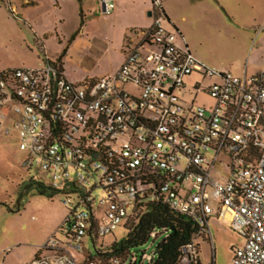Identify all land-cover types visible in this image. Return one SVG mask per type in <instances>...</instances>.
<instances>
[{"label": "built area", "instance_id": "built-area-1", "mask_svg": "<svg viewBox=\"0 0 264 264\" xmlns=\"http://www.w3.org/2000/svg\"><path fill=\"white\" fill-rule=\"evenodd\" d=\"M97 1L102 16L112 14L113 0ZM165 1L148 0L150 23L123 44L112 73L70 81L44 50L35 68L0 71V132L14 137L20 168L45 175L68 212L64 239L52 236L30 264H96L86 244L95 251L116 230L124 236L150 203L198 228L182 263L212 242L216 220L242 240L229 264H264V68L235 76L196 60ZM190 75L200 78L192 94L210 104L183 98Z\"/></svg>", "mask_w": 264, "mask_h": 264}, {"label": "rangeland", "instance_id": "rangeland-1", "mask_svg": "<svg viewBox=\"0 0 264 264\" xmlns=\"http://www.w3.org/2000/svg\"><path fill=\"white\" fill-rule=\"evenodd\" d=\"M37 1V7L27 8L24 15L19 10L20 0H0V71L37 67L45 47L48 54L60 55L63 45L60 47L53 33L44 42L42 38H36L32 31L33 28L37 31L39 28L52 30L57 18L62 17L63 26L58 31L64 36L75 35L65 53L68 72L83 78L108 74L120 63L122 32L144 19V13L135 10L132 0L117 2L109 16L101 15L97 0H62L61 14L52 8L51 0ZM81 5L84 13L80 10ZM163 6L196 60L200 61L194 53L198 48V53L212 55L226 63H235L233 58L241 54L240 61L244 64L249 51L242 54L229 39L230 31L237 30L242 15L236 4L233 9L235 16L231 18L224 14L215 0H166ZM252 52L250 63L264 62V45ZM50 60L57 61V58ZM199 82L200 78L196 75L187 77L183 98H192L198 105H208L211 103L208 97L202 93L192 94L190 89ZM19 162L20 154L14 137H5L0 132V264H30L52 236L64 239L59 232L68 214L61 203L64 196L60 193L51 197L37 194L34 183L50 188L52 184L45 175L26 173ZM30 178L34 182H30L28 187ZM209 229L212 242L200 243V263L229 264L232 250L242 244L241 238L220 221L210 220ZM122 237V230H116L95 244L108 245ZM162 237L151 235L146 244L138 249L144 251V258L136 264H147L154 246ZM86 246L94 255L90 241Z\"/></svg>", "mask_w": 264, "mask_h": 264}, {"label": "crops", "instance_id": "crops-1", "mask_svg": "<svg viewBox=\"0 0 264 264\" xmlns=\"http://www.w3.org/2000/svg\"><path fill=\"white\" fill-rule=\"evenodd\" d=\"M51 1H52V4H51L52 8H55L56 11L59 14H61L60 5L63 3L62 0H51ZM119 1H122V0H113L115 7H116L117 2ZM215 1L220 7V9L224 12V14L229 18L235 16L233 12L235 4L238 10H240L239 13L240 15L241 14L242 15L240 17L239 26L237 30L233 29L230 31L229 39L236 45V47H239L238 49H240V52L242 54L245 53L246 51L247 52L249 51L247 54L248 56L246 57L244 64H243V61L242 62L240 61L241 54L239 55L240 57L238 56L239 60H237L238 54L233 58L236 61L235 63L233 62L226 63L224 62L223 59L218 60V59L213 58L212 55H204L202 53H198L197 52L198 48L195 49L194 51L195 56L208 67H211L217 70L228 71L230 73L233 72L239 76L251 75V74L257 73L258 71L262 70L264 68V62L263 63H257V62L250 63V57H251V54L253 53L252 51L255 50L256 47H260L264 45V0H215ZM132 3L136 11H142L144 13V19H141L139 21V24L137 25L134 24V25L128 26V28H126L124 32H122L121 40L119 44L120 45L119 46V52H120L119 56L121 60L117 68L120 66L124 58L123 51H122L123 44L128 40L135 41V39L139 37V32L143 31L150 23V19L146 15L149 9L148 0H132ZM37 5H38L37 0H20L19 10L21 13L26 15L27 10H28L27 8H35L37 7ZM80 10L81 12L84 13L82 5L80 7ZM166 15L169 20V23L179 31L178 27H176V25L171 21L167 13ZM24 19L27 20V16H25ZM63 21L64 20L62 19V17H58L56 23L52 25V30H42L39 28L37 31L36 30L37 28L36 29L33 28L32 32L36 38H39V40L42 38L44 42L47 41L46 38L48 37V35L53 33L55 35L56 40H58V43L60 42V45H61L60 47H62L63 45V48H64L66 45H68L67 41L69 40L71 36L69 35L64 36L63 34H61V31L60 32L58 31V29L60 30V28H62ZM45 53L50 59H55V58H58L59 56V54H57L56 56H52L48 54L46 50H45ZM65 55L60 60V63L62 65V69H63V72L66 78L73 82L83 79V77H80L77 74L68 72L66 68ZM117 68H115L112 72L116 71Z\"/></svg>", "mask_w": 264, "mask_h": 264}, {"label": "trees", "instance_id": "trees-1", "mask_svg": "<svg viewBox=\"0 0 264 264\" xmlns=\"http://www.w3.org/2000/svg\"><path fill=\"white\" fill-rule=\"evenodd\" d=\"M74 36L69 38L67 44L74 39ZM66 50L67 45L62 49L57 61L60 62ZM34 184L39 195L51 197L57 193L56 190L40 183ZM30 186L29 182L28 187ZM197 232L198 228L193 223L174 213L166 205L150 203L144 206L141 215L135 223H131L120 240H113L108 245H101V249L95 250L94 255L87 254L86 258L93 260L96 264H108L113 259H117L119 264H126L130 257H135L133 264H136L137 261L140 262L143 259L141 255L144 253L138 249L146 244L151 235L154 237L163 235L162 239L154 246L147 264H184L182 263L185 256L183 249ZM203 240L207 241L205 238ZM196 250V261L189 264H201L200 245L196 246Z\"/></svg>", "mask_w": 264, "mask_h": 264}, {"label": "water", "instance_id": "water-1", "mask_svg": "<svg viewBox=\"0 0 264 264\" xmlns=\"http://www.w3.org/2000/svg\"><path fill=\"white\" fill-rule=\"evenodd\" d=\"M148 17L150 16V13L149 12H147V14H146Z\"/></svg>", "mask_w": 264, "mask_h": 264}]
</instances>
